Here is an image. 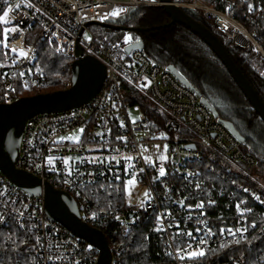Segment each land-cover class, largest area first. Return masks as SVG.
<instances>
[{
  "label": "built area",
  "instance_id": "built-area-1",
  "mask_svg": "<svg viewBox=\"0 0 264 264\" xmlns=\"http://www.w3.org/2000/svg\"><path fill=\"white\" fill-rule=\"evenodd\" d=\"M234 1L246 5L244 21L248 26L236 18ZM26 2L28 0H7V3L0 0V14L17 3ZM30 2L31 9L21 6L9 13V24H0L1 39L5 27L20 30L11 34L9 48L34 50L27 60L14 61L16 53L0 48L3 55L0 58V65H3L0 67L2 104L21 99L16 92L17 80L25 92L47 84V77L31 65L38 56L37 41L48 43L53 32L56 33L51 36L53 43L48 45L57 55L77 60L79 45L82 58L91 56L99 60L106 67L107 76L101 91L88 104L62 113L38 115L26 122L16 168L39 178L43 185L48 184L74 198L81 219L105 235L112 264H247L246 250H258L253 258L257 264H264V183L252 172L257 167L255 156L245 152L242 143L201 102V97L167 68L154 64L143 50L136 49L127 54L119 43L98 42L92 26H87L91 22L103 24L116 19L104 18L116 8L126 10L119 14L121 16L131 7H163L164 3L159 0ZM223 2L224 9L202 0H172L171 4L196 13L235 46L250 49L264 59V39L251 29L250 18L253 12L263 9L264 0ZM249 4L253 5L251 12L247 7ZM86 35L91 39H85ZM57 45L63 50L57 52ZM21 72L25 75L20 76ZM136 94L144 98L161 118L156 114L149 116L141 105L134 103ZM133 113L138 114L137 118L132 116ZM81 128L85 130L83 134L79 133ZM97 133L103 135L97 136ZM68 135H81L82 142L66 139L57 142L59 137ZM117 136L127 139L117 140ZM164 145L168 146L166 152L162 151ZM143 148L153 149V153L147 151L144 154ZM159 155L167 156L164 177L158 176ZM47 156L55 158L53 165L47 163ZM96 156H114L120 163L111 161L112 171H108L107 166L99 167L77 159ZM127 156H132L133 160H125ZM144 156H148L151 163H146ZM65 157L70 158L71 176L62 163ZM86 171L104 174L89 177ZM133 172L136 183L127 188L138 186L148 193L140 207L130 206L127 202L125 182L132 178ZM186 172L199 173L202 191L194 187L196 177H189L193 183L187 182ZM116 175L121 179H114ZM210 175L226 180L217 183L209 178ZM238 179L244 183H235ZM227 181H231L233 187L228 188ZM101 184L105 189L99 187ZM108 184L113 187L108 188ZM0 191L4 192L0 197V214L6 218V222L0 223V264H76L77 261L79 264H98L100 253L94 246L48 217L43 196L26 192L1 170ZM100 193L115 194L118 200L103 201ZM184 196H189L185 206L176 203ZM200 200L205 201L204 216H198L200 209L186 207L196 205ZM209 200L215 203L209 205ZM240 201H245L244 207L250 209L243 217L235 207ZM23 205H27V210L24 216L18 217L13 209H21ZM168 212L171 217L167 216ZM158 215L163 216L161 222L156 220ZM169 220L172 227H168ZM205 221L213 235H206ZM20 223L25 227L21 228ZM177 223L206 239L202 245L204 257L181 262L168 255L175 251L178 243L173 239ZM242 225L248 229L243 237L219 231ZM161 226L165 231L155 230ZM197 227L205 230L195 232ZM36 237L40 238L39 244Z\"/></svg>",
  "mask_w": 264,
  "mask_h": 264
},
{
  "label": "trees",
  "instance_id": "trees-1",
  "mask_svg": "<svg viewBox=\"0 0 264 264\" xmlns=\"http://www.w3.org/2000/svg\"><path fill=\"white\" fill-rule=\"evenodd\" d=\"M202 1L224 9V0ZM234 3L236 8L233 12L237 14L236 18L240 22L246 23L244 21L246 15L244 6L246 5L237 1ZM250 18L252 20L251 29L258 37L264 39V7L260 11L253 12ZM116 20V25L124 26L127 29L153 28L170 23L171 17L163 7L140 6L129 8L124 15L117 17ZM197 20L220 39L236 66L243 72L264 103V59L250 49L235 46L218 34L212 25L205 23L202 19L197 18ZM246 26H248L247 23ZM91 30L100 43H119L126 47L127 45L121 43L126 36L130 38L128 45L142 42L144 43V53L154 64L164 68L174 66L192 85L193 90L216 109L219 119L232 122L236 130L245 138V143L242 144L243 150L253 154L257 160V167L252 172L264 183V122L252 108L228 70L205 42L180 24L148 33L116 31L100 26H92ZM36 44L38 56L31 68L39 70L41 74L47 77L48 82L45 86L32 88L25 92L17 80L16 92L21 98L66 90L71 85V64L74 60L57 55L50 49L46 41L38 40ZM0 58H3L1 52ZM2 95L3 90L0 88V104H2ZM133 100L134 103L141 105L149 116L156 114L161 118V115L150 108L147 101L141 96L136 94ZM217 177L209 176L217 183H223L226 180V178L218 179ZM235 183L242 185L244 181L238 179ZM226 186L231 188L233 183L227 181ZM100 196L106 202L118 200V196L115 194L100 193ZM133 252L134 250L130 253ZM257 253L258 250L245 251L244 257L247 264H257L253 258Z\"/></svg>",
  "mask_w": 264,
  "mask_h": 264
},
{
  "label": "water",
  "instance_id": "water-1",
  "mask_svg": "<svg viewBox=\"0 0 264 264\" xmlns=\"http://www.w3.org/2000/svg\"><path fill=\"white\" fill-rule=\"evenodd\" d=\"M159 1L164 3L163 8L171 17V22L166 25L153 28L127 29L124 26L116 25V19H110L103 24L91 22L87 26H100L116 31H131L135 33H148L168 29L176 24L186 27L213 50L252 108L264 122V103L262 99L243 72L236 66L220 39L197 20L196 13L175 7L171 4L172 0ZM136 49L143 50L144 43L137 42L127 45L125 52L130 54ZM77 54L79 59L74 60L71 64L72 77L71 85L68 89L24 97L12 104H0V170L15 185L26 192L37 197L43 196L48 217L63 225L75 236L94 246L100 253L98 264H112V255L105 235L102 231L91 227L81 219L78 205L74 198L65 192L53 189L48 184L43 185L39 178L18 170L15 165L20 151L23 130L29 119L38 115L62 113L82 107L88 104L101 91L107 76L106 67L94 57L82 58V50L79 45ZM167 69L182 84L193 89L192 85L174 66H168ZM201 102L212 110L216 118H219L216 109L206 99L201 98ZM219 121L242 144L245 143V138L236 130L232 122L222 119H219ZM191 148L194 147L191 146ZM129 218H131V215H129Z\"/></svg>",
  "mask_w": 264,
  "mask_h": 264
},
{
  "label": "snow or ice",
  "instance_id": "snow-or-ice-1",
  "mask_svg": "<svg viewBox=\"0 0 264 264\" xmlns=\"http://www.w3.org/2000/svg\"><path fill=\"white\" fill-rule=\"evenodd\" d=\"M5 3H7V0H5ZM21 6L29 8V9H31L33 7L30 0H28V2H26V3H23V4L17 3L14 6L7 8L6 10L3 11V14H0V24H3V25L9 24L10 23L9 13L12 12L13 10H18ZM229 7H231V6H229ZM247 7H248L249 12H251L253 10V5L249 4ZM125 11L126 10L123 8H116V9H113L112 11L106 13L104 18H108V17L115 18V17H118L120 13L125 12ZM19 31L20 30L18 28H7V27H5L3 29V39H0V48L8 49V51H10L12 53H16V56L14 57V61L20 60V59L27 60L29 58L30 53L32 51H34L33 49H26V48H20V49H18L16 47L9 48V44L11 43V39H12L11 34L18 33ZM55 35H56V33H54V32L50 33L48 43H53V41L51 40V36H55ZM85 39H91V38L86 35ZM129 39L130 38L126 36L125 42H127ZM62 50H63L62 46H59V45L56 46L57 52H60ZM4 55L7 56L8 52H4ZM0 67H3V65H0ZM19 75L23 76V75H25V73L21 72ZM144 86H146V85H143L142 87H144ZM112 106H113V108H115L116 107L115 103H113ZM133 123H135V121H133ZM120 126L121 127L124 126L123 122H121ZM84 131L85 130L83 128L79 129V133H81V134H83ZM110 131L111 130L109 129V132ZM96 135L101 136L103 134L97 133ZM65 139L69 140L73 143H81L82 142L81 135H68L66 137L61 136L58 138L57 142L63 141ZM116 139L121 140V141H126L127 138L124 136H117ZM156 147L159 148L160 146L157 145ZM146 150L147 149H145V151ZM162 151H165V152L168 151V146L164 145ZM143 158H144L146 163H151V160L148 156H144ZM54 159L55 158L53 156H47L46 157V161L49 165L54 164ZM77 159L80 160V162H82V163H89V164L97 165L99 167L107 166L108 171H112L111 163H110L111 161H115L116 163H120V161L116 160V158L114 156L113 157L96 156V157H92L91 159L77 157ZM124 159L127 161H131V160H133V157L127 156ZM158 159L161 162L160 166L158 168V176L164 177L167 174V169L164 166V161L167 160V156L159 155ZM62 163L65 166V169L67 170L68 175L71 176L73 173L71 170L72 165L70 164V158H68V157L63 158ZM125 171L126 172L129 171V169H125ZM140 171L143 172L144 169H140ZM85 174L89 177H94L97 174L103 175L104 173L103 172L97 173L96 171H86ZM189 177H196L194 187L197 191H202L203 190V183H202V179L200 178L199 173H196V172H186L185 173L184 178L187 180V182L189 184H191V183H193V181L191 179H189ZM114 179L120 180L121 177L116 175V176H114ZM135 183H136V175L133 172L132 178L126 180V182H125V190H127V186L134 185ZM99 187L101 189H105V185H103V184L99 185ZM107 187L112 188L113 185L108 184ZM244 191L247 192L248 189L245 188ZM108 194L111 195V193H108ZM147 195H148V193L146 192L145 196H147ZM190 195L191 194H189V196ZM3 196H4V192L0 191V197H3ZM189 196H184L182 199L176 201V203L180 204L181 206H185V201L189 199ZM257 199H259V197H257ZM10 202L13 204L16 203L15 201H10ZM207 203L209 205H211V204H214L215 201L209 200ZM245 203H246L245 201H240L239 203H237L235 205L236 210H237V212L240 213L241 217H243L246 212L250 211V209H248L247 207H244ZM204 206H205V201H203V200H200L199 203H197L196 205H192V204L186 205V207L189 209H192V208L200 209L201 211L198 213V216H204L205 215V213L203 212ZM26 210H27V205H23L21 209H13V211H15L17 213L18 217L24 216ZM171 215L172 214L170 212L167 213V216L171 217ZM189 216H191V212H189ZM156 220L158 222H161L163 220V216L158 215L156 217ZM3 222H6V218L4 215L0 214V223H3ZM197 223L199 224L200 221L198 220ZM204 223H205V227L207 229L206 235H213L214 233H212V229L210 227H207L206 221ZM19 226L21 228L25 227V225L23 223H20ZM168 227H172L170 220L168 223ZM175 227L177 230L173 236V239L178 241V243H177V246L175 248V251L169 252L168 255L174 256L177 260H179L181 262H183L185 260H197V259L204 257L206 253H205V250L202 248V245H204L206 243V239L200 238V237L194 235V231H192V230H186V229L181 228L179 223H177ZM253 227H255V225H253ZM155 230L163 232V231H165V228L161 226V227H157ZM204 230H205L204 228L197 227L195 229V232H202ZM219 231L221 234L227 232L228 234L233 235V236L239 234L241 237H243V234L245 232H247L248 229H247V227H244L242 225L241 227L235 228V229H233V228H221ZM39 240H40V238L36 237L37 244H39ZM237 242H239V241H237ZM22 243H23V241H22ZM194 246H195V250H193ZM48 259H52V257H48ZM76 264H79V262L77 261Z\"/></svg>",
  "mask_w": 264,
  "mask_h": 264
},
{
  "label": "rangeland",
  "instance_id": "rangeland-1",
  "mask_svg": "<svg viewBox=\"0 0 264 264\" xmlns=\"http://www.w3.org/2000/svg\"><path fill=\"white\" fill-rule=\"evenodd\" d=\"M121 43L128 45L130 43V39L127 42H125V38H124ZM132 116L134 118H137L138 114L133 113ZM145 149H147V148H143L144 154L147 151H150L151 153H153V149H147L146 151H145ZM145 193H146V190L144 188H139L138 186L134 187V188H127L128 205L140 207L141 203H143V201L147 198V196H145Z\"/></svg>",
  "mask_w": 264,
  "mask_h": 264
},
{
  "label": "bare ground",
  "instance_id": "bare-ground-1",
  "mask_svg": "<svg viewBox=\"0 0 264 264\" xmlns=\"http://www.w3.org/2000/svg\"><path fill=\"white\" fill-rule=\"evenodd\" d=\"M1 38V37H0Z\"/></svg>",
  "mask_w": 264,
  "mask_h": 264
}]
</instances>
